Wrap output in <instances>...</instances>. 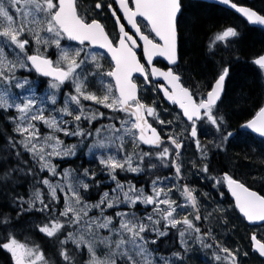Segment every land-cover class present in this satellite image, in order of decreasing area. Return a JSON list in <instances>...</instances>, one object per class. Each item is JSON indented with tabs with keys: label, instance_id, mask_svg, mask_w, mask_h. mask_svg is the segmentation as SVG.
<instances>
[{
	"label": "snow or ice",
	"instance_id": "snow-or-ice-1",
	"mask_svg": "<svg viewBox=\"0 0 264 264\" xmlns=\"http://www.w3.org/2000/svg\"><path fill=\"white\" fill-rule=\"evenodd\" d=\"M215 4L264 28L260 10L233 0ZM192 8L190 0H95L81 14L78 0H0V111L17 113L10 117L13 134L0 147V191L10 205L0 210V264H160L152 246L173 230L180 250L164 264H185L194 246L206 264H242L241 248L226 246L216 228L226 230L233 218L264 225V194L236 177L257 144L264 163V102L251 118L233 123L232 105L245 100L242 94L228 98L232 46L242 35L236 26L212 32L203 67L182 62L184 42L203 26ZM102 17L113 21L112 33ZM157 58L166 64L158 67ZM252 63L264 77V55ZM149 91L155 95L146 103L142 93ZM160 94L179 109L172 119L161 118ZM102 109L119 125L95 128L94 121L105 117ZM59 133L79 142L66 146ZM192 143L198 159L187 162L185 176L183 150ZM79 148L115 183L96 202L89 195L100 185L95 171L59 172L53 163L76 156ZM163 170L169 174L160 175ZM120 173L146 175L150 184L121 183ZM190 176L210 190L192 186ZM23 184L29 185L26 195L15 191ZM225 187L232 197L227 207ZM24 216L31 217L27 224L39 243L18 238ZM205 224L213 226L205 230ZM250 248L264 258V240L255 233Z\"/></svg>",
	"mask_w": 264,
	"mask_h": 264
},
{
	"label": "trees",
	"instance_id": "trees-1",
	"mask_svg": "<svg viewBox=\"0 0 264 264\" xmlns=\"http://www.w3.org/2000/svg\"><path fill=\"white\" fill-rule=\"evenodd\" d=\"M254 1L256 2V0ZM258 1L260 2L261 7L264 9V0ZM200 5L201 6L194 5L191 11L203 20V26L198 27V29L194 32L193 38L191 40L185 41L182 47V62H192L194 68L197 65H199L200 67L204 66L206 59L204 52L206 50V42L209 35L222 26L234 24L237 19L231 12L218 6L205 3H202ZM235 45V51L231 53V58L234 63L232 77L228 82V98H234L237 94H242L245 100L240 102L239 104L234 103L232 105L231 111L233 112V115L231 118L234 124L237 121L242 122L245 118H247L249 113L260 103L263 87L259 83L257 71L250 61L253 57L259 56L264 53V33L254 28L245 27L241 38L236 41ZM237 56L239 57L238 60L236 59ZM15 115L16 114L11 111L7 113L0 111V142L3 141L4 144L7 140V138L5 139L7 134L8 136L13 134L12 130L14 124L11 121L10 117ZM248 153L251 156V161H241V167H243L242 163H249L248 168L250 170L252 169V167L255 168L254 172L258 173L259 177H261L262 175H264V173H262L260 169H264V163L259 162L260 153L255 154L251 152V149L248 150ZM77 155H84V153L78 151ZM67 165L70 166V164ZM73 167L79 166L73 164ZM241 167L237 170L239 173L243 175L250 173L248 172V168ZM15 191L17 193L26 195L29 191V185L23 184L17 187ZM0 210H3L5 212H8L10 210V205L7 204V199L3 195L2 191H0ZM12 216L13 218H15L14 211L12 212ZM30 219L31 217L28 216V220ZM24 221L25 220L23 217L20 221V224L24 223ZM242 227L243 225H241V229ZM21 228L27 229V231L24 232H27L31 237H39V235H34L31 233L29 225L27 223L21 226ZM4 259V254L0 252V261Z\"/></svg>",
	"mask_w": 264,
	"mask_h": 264
},
{
	"label": "flooded vegetation",
	"instance_id": "flooded-vegetation-1",
	"mask_svg": "<svg viewBox=\"0 0 264 264\" xmlns=\"http://www.w3.org/2000/svg\"><path fill=\"white\" fill-rule=\"evenodd\" d=\"M234 1L236 3H238L239 5L248 6V7H252L253 9L260 10L261 13L264 14V9H262V8L259 9L258 7H256L255 6V3L253 2L254 0H234ZM78 2L80 4L81 14H83L84 11L90 5L92 7H94L95 0H78ZM187 2H189V0H186V3ZM190 2L193 4V7H194V5L201 6L200 4L203 3V2L193 1V0H190ZM233 15L237 19H236L235 23L232 24L231 26H236L238 28V30L241 31V34L244 32L245 27L254 28V27L248 26L244 21H242L241 19H239V17L236 16L235 14H233ZM101 19H102V22L105 23L108 32L109 33H112L113 32V21L110 20V19H107L106 17H102ZM254 29L259 30L258 28H254ZM262 32L264 33V30H262ZM142 55H143V53H142V49H141V51L139 53V56L142 58ZM164 65H165V63H163L162 60L160 58H158L157 59V66L158 67H163ZM105 66L107 67V65H105ZM256 71H257V69H256ZM27 74L28 73L21 71V75H27ZM257 74H258L259 83L263 87L262 88V95H261L260 103L258 104V106H259L262 102H264V77H262L261 74L258 71H257ZM32 78L33 79L36 78V74L34 72L32 73ZM137 78H138V80H142V77H139L138 74H137ZM41 79H46V78H41ZM45 87H46V84H45ZM70 87H71V85H69V88ZM97 87H99V85H97ZM69 88H64L63 91L66 92V91L69 90ZM40 91L42 92L43 91V88H40ZM142 95L146 96V101H145L146 103H151L152 98L154 97L155 94L153 92L149 91L148 93H142ZM161 97H162L161 94H160V97H156L157 103L160 105L159 111L161 112V114L164 115V116H165V114H167L168 116L175 115V113L178 112V109L175 106H169V105H167L163 101V99ZM63 99H64V97H63V94L61 93L59 95V97H58L59 103L56 106H62L63 105ZM85 104L90 105L91 102H85ZM258 106H256L249 113V115L247 116V118H245V119L251 118V116H253L255 114V112L258 110ZM165 108L168 109V113H164V109ZM102 110L105 112V117L99 119L98 122L94 121L95 128H100L101 125H107V124L113 123V122H115L117 124V126L119 125V121L118 120L117 121H110L107 118L108 115H109L108 110H106V109H102ZM149 119H151V118H149ZM83 127L85 128L86 131L89 130V128H91V126L88 125L87 123H85L83 125ZM7 128H8V126H7ZM95 128H91V130H92V132H93L94 135H95ZM70 139H71V145L77 144L79 142V138L78 137H71ZM201 141L202 142H206L205 139H204V137H201ZM257 149L258 150H257V152L255 154L260 153V149H259V145L258 144H257ZM132 150H133L132 149V146H131V144H129L128 145V151L131 152ZM78 151L83 152L84 155H76V156H70L69 158L66 157V158L56 159V163L61 162V161H64L66 165L67 164H70L71 167H68L70 169H80L82 171L84 168H90V169H92L93 171H95L97 173V180L100 182V185H99L98 188L94 186L92 188L90 194H89L90 195V201L93 202V201H95L99 197V195H101L109 187V184H108V176H107L106 173H104V172L101 171V166L98 164V162L96 161V159L93 156H91V155L90 156L85 155V152L87 151L86 149L79 148L77 150V153H78ZM182 159L185 161L184 174H185V176H189V169L191 168V165L188 164L187 162L189 160H196V159H198V154H196V148H195V144L194 143L189 144V145H186V147L183 150V157H182ZM73 164H76L79 167H73ZM250 173L254 174V172H250ZM163 174L164 175H168L169 173L166 170ZM236 177L238 179L243 180L246 183V186L251 187L252 190H256V191H259L262 194H264V179L261 178L262 176L259 177V178L256 177L255 179L254 178L249 179L248 176H247V174L246 175H243V174H241V173H239L237 171ZM189 178L191 179L192 186L198 188L200 191H209L210 190V184L205 183L199 177H197V176H190ZM129 181H133L134 184H137V187H141V186L145 185V183H150L149 178H147L145 175H139V176L132 175L130 177ZM199 181H203L205 183V185H206V188L201 187L199 185ZM223 191L226 194L225 195V198H224V206L227 207L228 203L230 201H232V197H231L230 193L227 192L226 187L223 189ZM211 195L212 196H215V198L217 200L220 199L219 194L216 193L214 190L211 191ZM236 215L238 216V213ZM239 222H241V220H239ZM241 223L243 224L242 229L244 231L247 230V236H246V241L245 242H246V245H247V252H248V256H246V257L243 256V255L241 256L242 264H264V258L260 257L257 253H254L251 250V248H250V236H251V234L255 233L259 239L264 240V225H260V224L248 225L245 222H241ZM202 227L206 230V224L203 225ZM174 234H175L174 231H172V232H170V234H169L168 237L169 238H172V237H174ZM32 240H34V239H32ZM35 241L37 243L40 242V240H35ZM168 244L170 246V247H168V251H171V253H173V252H175L177 250H180L178 241L175 242V244H172V243H168ZM161 245H162V243H161ZM194 247L196 248V250L194 252L190 253V254H193L194 255V254L198 253V251L200 250L197 246H194ZM156 249L158 251V248H156ZM198 254L200 255V253H198ZM201 258H204V260L206 261L204 255H202L199 258L200 262H201ZM186 262L187 261H185V263Z\"/></svg>",
	"mask_w": 264,
	"mask_h": 264
},
{
	"label": "rangeland",
	"instance_id": "rangeland-1",
	"mask_svg": "<svg viewBox=\"0 0 264 264\" xmlns=\"http://www.w3.org/2000/svg\"><path fill=\"white\" fill-rule=\"evenodd\" d=\"M255 2V1H254ZM255 6L256 7H258V8H262L261 7V5H260V2L258 1V0H256V2H255ZM263 9V8H262ZM233 49H235V47H236V45L234 44L233 46ZM217 59L219 58V55L216 57ZM163 119V118H162ZM38 127L40 128V131H41V134L42 135H44V134H47L48 133V129L46 128V126H44L43 124H39L38 125ZM61 134H62V136H64L63 135V133H59L58 135H59V138H60V136H61ZM71 137H66L65 138V140H63L64 141V144L66 145V146H68V144H71V139H70ZM3 145H4V143H3V141H1L0 142V147H3ZM87 156H90V155H88V154H86ZM65 158V157H64ZM56 159H61V158H53V163L55 162V160ZM242 162H244L243 160H242ZM242 166L243 167H245V168H248V166H249V163H246V164H244V163H242ZM243 167H241V168H243ZM249 169V168H248ZM254 170H255V168H253L252 167V169L250 170L249 169V171L248 172H254ZM131 174V173H130ZM248 174V173H247ZM135 175V174H134ZM122 176V173L120 174V177ZM259 178V174L258 173H256V172H254V174H252V173H249L248 174V178L249 179H251V178ZM109 178V177H108ZM119 179V178H118ZM57 180H58V178H57ZM120 181H121V183H124V184H127L128 182H131V181H128V180H125V179H119ZM54 182H57V181H54ZM132 183V182H131ZM109 187L105 190V191H109L111 188H114L115 187V183L114 182H112L111 180H110V178H109ZM134 184V183H133ZM136 185V187H137V184H135ZM199 185L201 186V187H203V188H206V185H205V183L203 182V181H199ZM137 188H140V187H137ZM104 191V192H105ZM103 192V193H104ZM102 193V194H103ZM101 194V195H102ZM101 195H99V197L95 200V201H93V202H96V201H98L99 200V198H100V196ZM61 197L63 198V193H61ZM151 209H149V211H150ZM110 211V214H114V211L115 210H109ZM137 211L138 212H142L143 211V206L141 205L140 206V208L139 209H137ZM27 221H29L28 219H26L25 221H24V223H21V224H19V228H21V226H23V225H25L26 223H27ZM243 225L241 222H239V220L238 219H235V218H233V220H232V223L228 226V228L225 230V229H221V228H216V234L221 238V240L222 241H225L226 242V246H228V247H230V248H233V249H235L237 246H239L240 248H241V256H242V253L244 252V251H247V245H246V236H247V230L246 231H244L243 229H241V225ZM232 225H235V229L233 230V228H232ZM213 225L212 224H206V229L208 228V227H212ZM240 230H242V231H240ZM24 231H27V229H24ZM174 231V237H172V238H169L168 236L167 237H161L159 240H160V242L162 243V245H161V247L159 248L158 247V252H159V254L157 255V257H159L160 259L161 258H164L162 261H160V264H164V261L165 260H167L168 258H170L171 256H172V253H171V251H168V247H170L169 246V244L168 243H172V244H175V242H177L178 241V243H179V238H178V234L175 232V230H173ZM24 234L25 235H27V233L26 232H24ZM170 234V233H169ZM233 235H234V238H236V239H234L233 238ZM159 242V241H158ZM167 243V244H166ZM199 250V249H198ZM168 251V252H167ZM192 253V252H191ZM198 253H200V255L198 254ZM198 253H196V254H189L188 256H187V258H186V260L185 261H187L185 264H206V261L204 260V258H201V262H200V260H199V258L203 255V253H202V251L201 250H199L198 251ZM156 258V257H155ZM205 259H206V257H205Z\"/></svg>",
	"mask_w": 264,
	"mask_h": 264
},
{
	"label": "water",
	"instance_id": "water-1",
	"mask_svg": "<svg viewBox=\"0 0 264 264\" xmlns=\"http://www.w3.org/2000/svg\"><path fill=\"white\" fill-rule=\"evenodd\" d=\"M195 1H201V2H205V3H208V4H213V5H216L215 4V0H195ZM217 6H220V5H217ZM220 7H222V8H224V9H227V10H230V11H233L234 12V10H232V9H230L229 7H226V6H220ZM237 14V13H236ZM237 15H239V14H237ZM240 16V15H239ZM243 18V17H242ZM251 26H254V25H251ZM256 27H260V28H262L261 26H256ZM167 102V101H166ZM168 104H170L169 102H167ZM171 105V104H170ZM146 147V146H145Z\"/></svg>",
	"mask_w": 264,
	"mask_h": 264
}]
</instances>
